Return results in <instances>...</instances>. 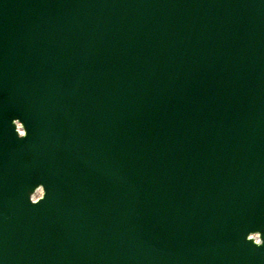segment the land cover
<instances>
[{
    "label": "water",
    "instance_id": "1",
    "mask_svg": "<svg viewBox=\"0 0 264 264\" xmlns=\"http://www.w3.org/2000/svg\"><path fill=\"white\" fill-rule=\"evenodd\" d=\"M0 264H264V0H0Z\"/></svg>",
    "mask_w": 264,
    "mask_h": 264
}]
</instances>
